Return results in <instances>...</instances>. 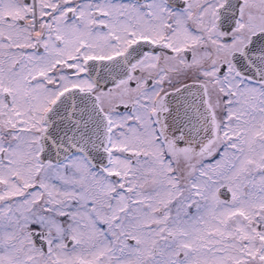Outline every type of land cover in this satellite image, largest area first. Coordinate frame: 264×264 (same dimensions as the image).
<instances>
[{"label":"snow or ice","instance_id":"1","mask_svg":"<svg viewBox=\"0 0 264 264\" xmlns=\"http://www.w3.org/2000/svg\"><path fill=\"white\" fill-rule=\"evenodd\" d=\"M0 264H264V0H0Z\"/></svg>","mask_w":264,"mask_h":264}]
</instances>
